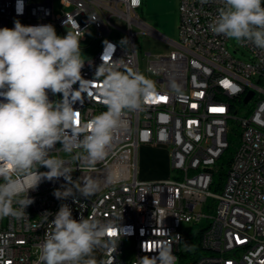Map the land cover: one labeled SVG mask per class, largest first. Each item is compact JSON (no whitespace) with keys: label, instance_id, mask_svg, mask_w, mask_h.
Here are the masks:
<instances>
[{"label":"built area","instance_id":"obj_1","mask_svg":"<svg viewBox=\"0 0 264 264\" xmlns=\"http://www.w3.org/2000/svg\"><path fill=\"white\" fill-rule=\"evenodd\" d=\"M141 5L142 0H0V28H14L17 20L25 26L51 24L59 36L71 31L81 38V75L92 83L73 105L80 127L107 110L99 91L105 76L96 77L102 63L142 73L155 88L140 108L125 110L103 161L90 165L73 159L77 152L86 155L82 149L68 153L61 143L54 145L49 155L66 162L72 184L66 185L63 177L40 179L38 173L48 171L40 165L27 174L12 173L21 188L15 199L28 196L33 202L25 209L28 217L0 218V264H37L38 245L62 204L72 209L74 219L93 217L112 224L115 235L105 239L115 243L97 248L106 264H137L140 257L156 255L154 250L165 242L179 264H264V49L245 41L231 52L228 38L211 31L221 0H177L175 39L142 22L137 15ZM140 33L158 37L166 50H139ZM48 96L50 102L62 99L50 90ZM228 138L236 139V145L217 188L215 165ZM141 144L164 145L173 174L139 179L136 154ZM108 175L114 182H107ZM84 177L99 183L87 198L76 187ZM63 187L74 196L57 199L54 193L63 194ZM12 206L20 208L15 201ZM45 213L52 214L47 222ZM205 219L203 251L183 256L197 231L184 232L182 223ZM128 248L133 250L130 258Z\"/></svg>","mask_w":264,"mask_h":264},{"label":"clouds","instance_id":"obj_2","mask_svg":"<svg viewBox=\"0 0 264 264\" xmlns=\"http://www.w3.org/2000/svg\"><path fill=\"white\" fill-rule=\"evenodd\" d=\"M221 3L223 6L209 25L211 31L264 49V0H221ZM80 39L71 31L65 36L57 35L51 24L25 26L17 20L14 28H0V179L4 181L0 183V218L22 219L33 202L28 196L15 199L21 188L12 178L13 172L27 174L40 165L48 169L38 173L40 179L52 181L63 177L66 185L72 184V170L66 162L49 155L54 145L61 143L68 153L82 149L86 155L77 152L73 159H83L90 165L103 161L125 110L140 108L143 100L155 91L153 82L142 73L130 69L121 72L102 63L96 77L105 76L99 91L107 110L80 127L79 110L73 105L81 100L78 93L92 83L81 75L85 60ZM77 84L78 88H74ZM49 90L61 94L62 99L50 102ZM114 179L111 175L106 177L109 183ZM76 187L87 198L98 190L99 183L94 177H84ZM54 195L67 199L74 193L63 187V194L57 190ZM14 201L20 208H13ZM49 215L52 214L43 215L46 222ZM50 226L51 231L45 232L43 243L38 245L37 264H106L98 262L94 251L115 243L105 239L115 235L111 223H101L93 217L74 219L72 209L62 204ZM154 252L157 253L154 256L137 259V264H177L167 242Z\"/></svg>","mask_w":264,"mask_h":264},{"label":"rangeland","instance_id":"obj_3","mask_svg":"<svg viewBox=\"0 0 264 264\" xmlns=\"http://www.w3.org/2000/svg\"><path fill=\"white\" fill-rule=\"evenodd\" d=\"M176 7L177 0H142V5L138 8L137 15L142 22L146 23L154 31L165 37L175 39L177 25ZM140 30L141 29L138 31ZM142 31L145 32L144 30ZM136 37V42L141 51L160 53L167 48L166 45H164L165 43L156 36L140 33ZM227 46L232 52L233 49L238 47V42L228 38ZM245 109L246 106H243L239 114L241 115ZM136 161L138 168L137 176L139 179H163L173 174L168 151L164 145L141 144L137 148ZM211 203V198H208L206 204L209 206ZM204 225H206V219L203 220L202 223L197 224L183 222L182 229L184 232L194 233ZM127 245H132V242H127ZM126 254L127 258L132 257L133 250L131 248L126 249ZM94 255L98 262H100L97 249L94 251ZM177 264H179V262Z\"/></svg>","mask_w":264,"mask_h":264},{"label":"trees","instance_id":"obj_4","mask_svg":"<svg viewBox=\"0 0 264 264\" xmlns=\"http://www.w3.org/2000/svg\"><path fill=\"white\" fill-rule=\"evenodd\" d=\"M236 139L228 138V145L223 150L222 154L219 156L216 162V172L214 173V180L217 184V188L220 187L221 183L223 182L229 165L231 163L232 155L235 149ZM205 229V225L200 227L197 232L193 236L192 246L190 250H187L186 253L183 254L185 257H191L192 254H199L203 251L202 246L200 245V237L202 235L203 230Z\"/></svg>","mask_w":264,"mask_h":264},{"label":"water","instance_id":"obj_5","mask_svg":"<svg viewBox=\"0 0 264 264\" xmlns=\"http://www.w3.org/2000/svg\"><path fill=\"white\" fill-rule=\"evenodd\" d=\"M252 96V91L248 92L243 99V102L246 103Z\"/></svg>","mask_w":264,"mask_h":264},{"label":"snow or ice","instance_id":"obj_6","mask_svg":"<svg viewBox=\"0 0 264 264\" xmlns=\"http://www.w3.org/2000/svg\"><path fill=\"white\" fill-rule=\"evenodd\" d=\"M161 99H164V97H161ZM214 111H223V109H213ZM77 123H79V119L77 120ZM112 234V233H110Z\"/></svg>","mask_w":264,"mask_h":264},{"label":"crops","instance_id":"obj_7","mask_svg":"<svg viewBox=\"0 0 264 264\" xmlns=\"http://www.w3.org/2000/svg\"><path fill=\"white\" fill-rule=\"evenodd\" d=\"M143 180H148V179H143Z\"/></svg>","mask_w":264,"mask_h":264}]
</instances>
